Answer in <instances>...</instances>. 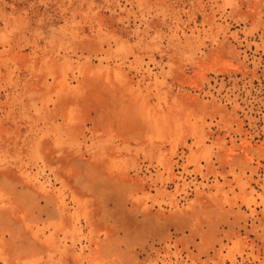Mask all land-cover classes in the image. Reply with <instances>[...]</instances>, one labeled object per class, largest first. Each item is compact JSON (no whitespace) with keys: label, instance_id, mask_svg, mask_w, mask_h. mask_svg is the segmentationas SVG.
Returning <instances> with one entry per match:
<instances>
[{"label":"rangeland","instance_id":"374dc122","mask_svg":"<svg viewBox=\"0 0 264 264\" xmlns=\"http://www.w3.org/2000/svg\"><path fill=\"white\" fill-rule=\"evenodd\" d=\"M0 264H264V0H0Z\"/></svg>","mask_w":264,"mask_h":264},{"label":"crops","instance_id":"0c3cea01","mask_svg":"<svg viewBox=\"0 0 264 264\" xmlns=\"http://www.w3.org/2000/svg\"><path fill=\"white\" fill-rule=\"evenodd\" d=\"M94 105L97 107L96 104H94ZM94 113H96V112H94ZM97 115H98V113H96V115H94V116H93V119H92V118L89 117V114H88V116H84V119H86V118H90V119L93 121V120H95V119L97 118Z\"/></svg>","mask_w":264,"mask_h":264}]
</instances>
